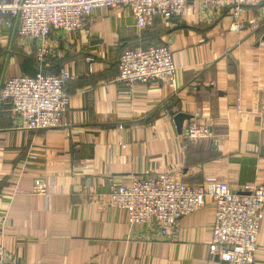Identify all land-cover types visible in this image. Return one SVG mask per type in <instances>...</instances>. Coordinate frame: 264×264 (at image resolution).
Segmentation results:
<instances>
[{"label": "crops", "instance_id": "1", "mask_svg": "<svg viewBox=\"0 0 264 264\" xmlns=\"http://www.w3.org/2000/svg\"><path fill=\"white\" fill-rule=\"evenodd\" d=\"M155 20L154 43L173 57L171 82L132 89L116 82L122 51L141 46L152 30L139 32L130 10L115 6L93 11L77 33L51 36L61 59L49 57L44 68L73 77L64 128L24 130L0 102L1 258L209 264L211 201L181 218L169 241H151L141 227L130 231L127 213L106 202L109 187L161 174L187 185L223 183L237 194L264 185V0L241 14L239 32L229 31L228 10L202 11L195 1L177 18ZM15 32L16 22L10 29L0 22V87L6 78L37 71L34 45L21 47ZM191 122L212 137L188 141ZM36 179L46 195L35 192ZM252 258L264 264V210Z\"/></svg>", "mask_w": 264, "mask_h": 264}, {"label": "built area", "instance_id": "2", "mask_svg": "<svg viewBox=\"0 0 264 264\" xmlns=\"http://www.w3.org/2000/svg\"><path fill=\"white\" fill-rule=\"evenodd\" d=\"M190 1L197 2L206 12L228 10L232 18L229 31L239 32L244 29L241 14L263 0H0V22L8 29L16 22L17 43L25 49L34 45L37 67L34 76L4 79L0 102L10 107L12 119L24 130L64 128L69 101L66 86L73 77L64 69L57 74L44 72L49 57L61 59V53L53 52L51 47L52 34L77 33L93 11L115 6L127 7L135 28L143 32L157 18L179 17ZM117 69L116 82L128 89L137 84L171 82L175 72L172 54L164 44L125 49L118 58ZM185 137L196 142L210 139L212 134L208 127L191 122ZM34 190L39 195L47 194L46 185L40 179L34 181ZM106 200L127 213L130 231L141 227L146 239L159 242L169 241L181 218L211 201L214 219L208 245L212 259L209 264H252L260 212L264 210V185L246 186L242 194H237L223 183L195 186L167 174L135 176L128 186L111 185ZM0 264L17 263L0 257Z\"/></svg>", "mask_w": 264, "mask_h": 264}, {"label": "trees", "instance_id": "3", "mask_svg": "<svg viewBox=\"0 0 264 264\" xmlns=\"http://www.w3.org/2000/svg\"><path fill=\"white\" fill-rule=\"evenodd\" d=\"M263 3V1L260 3V5ZM156 21V20H155ZM149 30H152V32H150V34L148 33V32H146L147 34H144V40H143V42H142V45H141V47L142 48H147V47H149V46H152V45H154V46H157V45H160L161 43H154V40H156V36H155V31L153 30L154 29V27L152 26L151 28H148ZM148 29H146L147 31H149ZM33 61H34V63H35V65H36V62H35V60H34V58H33ZM37 72V71H36ZM44 72H46V73H48V74H50V73H52V72H48V70H46V68L44 69ZM36 73H34V75H35ZM53 74H55V73H53ZM22 75H26V74H22ZM34 75H27V76H34Z\"/></svg>", "mask_w": 264, "mask_h": 264}, {"label": "water", "instance_id": "4", "mask_svg": "<svg viewBox=\"0 0 264 264\" xmlns=\"http://www.w3.org/2000/svg\"><path fill=\"white\" fill-rule=\"evenodd\" d=\"M261 40L264 42V36L262 37ZM181 118H182V117H179L178 120L181 119ZM176 120H177V119H176ZM177 127H178V129H180L181 125L178 123V126H177Z\"/></svg>", "mask_w": 264, "mask_h": 264}]
</instances>
